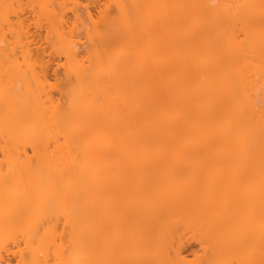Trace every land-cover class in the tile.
Instances as JSON below:
<instances>
[{
	"label": "bare ground",
	"instance_id": "obj_1",
	"mask_svg": "<svg viewBox=\"0 0 264 264\" xmlns=\"http://www.w3.org/2000/svg\"><path fill=\"white\" fill-rule=\"evenodd\" d=\"M81 2L0 0V264H264V0Z\"/></svg>",
	"mask_w": 264,
	"mask_h": 264
},
{
	"label": "rangeland",
	"instance_id": "obj_2",
	"mask_svg": "<svg viewBox=\"0 0 264 264\" xmlns=\"http://www.w3.org/2000/svg\"><path fill=\"white\" fill-rule=\"evenodd\" d=\"M81 1H82V2H81ZM85 1H86V2H85ZM108 1H109V0H78L79 3H80V2H81V3H84V4L87 3V5L90 6L89 8H91V9H90L91 12H93V13L96 12V11L98 10V7H97L98 5H100V4H102V3H106V2H108ZM123 1H125V2H129V0H123ZM209 1H210L209 3L212 4L214 1H217V0H209ZM257 1H258V0H257ZM88 2H89V3H88ZM211 2H212V3H211ZM226 2H228V0H226ZM215 3H216V2H215ZM224 3H225V2H224ZM229 3H230V0H229ZM229 3H228V4L226 3V4H225L226 6H224V7H229V6H227V5H230ZM261 3H262L263 5H262ZM254 4L257 6V2H256V3L254 2L252 5L255 6ZM231 5H232V4H231ZM261 5H262L263 7H262ZM232 6H233V5H232ZM230 7H231V6H230ZM259 7H260V8H259ZM234 8H235V11L238 12V10L236 9V8H237L236 5L234 6ZM253 8H255V7H252V8H250V9H253ZM256 8H257V9L259 8V10L263 9V8H264V3H263V2H258V7H256ZM224 11H225V10H224ZM227 11H228V10H227ZM251 11H254V10H251ZM261 11H262V10H261ZM263 11H264V10H263ZM263 11H262V15L264 14ZM231 12H232V14H234L232 10H231ZM247 12H249V11H247ZM66 13H67V14H66V15H67L66 18H67L71 13H70L69 10H66ZM259 13H260V12H259ZM235 14H238V15H239V13H235ZM249 14H250V13H249ZM253 14H255V13L253 12L252 15H253ZM257 14H258V13H257ZM257 14L254 15V16L251 15L252 18L255 17L254 19H257V18L259 17V16H258V17L256 18ZM260 14H261V13H260ZM247 15H248V14H247ZM243 16H244V15H242V16H241V15H240V16H237V17H238L237 19L240 18V21H241L242 18H243ZM251 16H249V17H251ZM263 16H264V15H263ZM263 16H262V17H263ZM232 17H233V16H232ZM244 17H245V16H244ZM260 17H261V16H260ZM260 17H259V18H260ZM262 17H261V18H262ZM247 18H248V16H247ZM232 19H234V18H232ZM245 19H246V18H245ZM232 21H233V20H232ZM235 22H236V21H235ZM236 23H237V22H236ZM237 24H238V26H239V25L241 24V22H240V24H239V23H237ZM237 24H236V25H237ZM235 28H236V27H235ZM240 28H241V27H240ZM236 29H238V28H236ZM238 30H239V29H238ZM240 30H241V29H240ZM238 32H239V31H238ZM54 67H55V65L52 64L51 67L48 69V74H49L50 78H53V75H54ZM195 246H196V243H195L193 240H190V241H188V242H186V243L184 242L183 245H182V251H183V254H188V253H189V252H190Z\"/></svg>",
	"mask_w": 264,
	"mask_h": 264
}]
</instances>
